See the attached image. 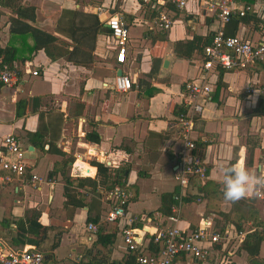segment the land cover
<instances>
[{"label":"crops","instance_id":"1","mask_svg":"<svg viewBox=\"0 0 264 264\" xmlns=\"http://www.w3.org/2000/svg\"><path fill=\"white\" fill-rule=\"evenodd\" d=\"M246 4L252 11L234 16L222 30L251 44L264 43V0H234L232 7ZM161 10L172 22L164 34L151 24ZM111 15L128 33L123 64L115 62L105 25ZM219 28L216 13L206 9L204 0H187L181 11L161 3L143 6L139 0L0 1V50L7 49L18 72L11 87L0 84V154L2 138L13 135L27 172L43 180L33 187L0 169L1 249L37 251L42 264H125L129 254L120 235L123 224L103 221L110 205L106 190L98 187L92 195L73 188L84 198V206L73 210L63 208L62 195L64 177L85 178L83 165L93 169L87 177L94 178L90 161H122L128 169L127 213L136 219L135 228L146 231L139 252L157 253L148 232L162 220L156 218L162 204L179 190L173 176L182 147L175 121L176 110L182 109V86L203 75L201 47ZM192 40L200 50L177 58L173 45ZM46 43L50 56L42 48ZM118 73L131 82L125 93L110 88ZM206 82L208 100L199 99L202 111L189 133L206 178L189 181L176 226L189 232L210 223L231 235L261 237L257 242L249 236L230 249L215 245L204 261L180 254L171 264H216L225 252L228 264H264V201L255 196L259 188L227 203L221 171L238 161L253 174L264 171V114L254 112L264 100V68L257 63L233 71L214 68L206 73ZM86 135H96L97 142ZM90 223L97 235L85 230ZM169 225L162 221L161 227ZM217 251L218 257L213 254Z\"/></svg>","mask_w":264,"mask_h":264},{"label":"built area","instance_id":"2","mask_svg":"<svg viewBox=\"0 0 264 264\" xmlns=\"http://www.w3.org/2000/svg\"><path fill=\"white\" fill-rule=\"evenodd\" d=\"M206 9L216 13L220 28L211 36L210 43L202 48L203 75L198 80L187 81L182 86V109L183 113L176 118V128L178 135L182 138V147L178 152L177 161L174 168L173 179L179 190L173 196L174 205L171 207V214L167 217L156 215L159 220L154 225L151 235L152 243L158 247L155 255L140 254V245L143 235L146 233L143 229L135 228V218L128 215L127 204L129 194L125 189L114 188L106 193V199L109 202V208L103 217L106 224L121 222L120 231L122 243L128 254L134 255V264H171L172 260L180 255H187L196 261L206 260L212 253L213 247L219 245L222 250L235 244L239 246L244 233L237 232L232 235L226 231L212 229L211 224H204L202 227L189 232L180 231L177 226V213L182 199L186 197L185 190L191 179L203 181L206 178V167L199 155L195 152V145L189 138L194 119L200 115L202 105L199 99L208 100L210 86L206 82V73L214 68L223 71H233L244 69L251 64H261L264 68V43L251 44L249 41L238 36H225L222 27L229 22L233 16L242 17L252 11L251 5H244L235 10L232 6L234 0H204ZM140 4H166L178 11L184 9L187 0H139ZM152 26L161 31L167 32L171 27V19L166 11H157L155 18L151 22ZM109 31L111 42L115 47V62L123 64L125 61V50L128 41L127 29L120 19L111 15L105 22ZM18 72L14 66H9L3 62L0 57V84L4 87H11L17 78ZM32 76L36 72L31 73ZM131 82L125 75L114 76L111 89L116 93H125L130 90ZM250 91L247 89L246 93ZM264 95V86L261 89ZM1 144L4 153L0 154V169L6 173L14 175L22 181H28L35 187L43 183V180L27 172V166L23 160V152L18 140L13 135H6L2 138ZM107 166L115 167V163L106 161ZM28 175L27 179L24 178ZM256 198L264 201V188L256 191ZM162 221L172 225L161 227ZM85 230L91 235H95L97 227L94 224H87ZM264 231V230H263ZM218 257L219 252L213 253ZM231 251L227 252L229 256ZM226 252L224 256L217 259L218 264H228L226 261ZM43 257L37 251L21 250L17 252L7 251L0 248V264H42ZM216 263V264H217Z\"/></svg>","mask_w":264,"mask_h":264},{"label":"trees","instance_id":"3","mask_svg":"<svg viewBox=\"0 0 264 264\" xmlns=\"http://www.w3.org/2000/svg\"><path fill=\"white\" fill-rule=\"evenodd\" d=\"M0 1H4V0H0ZM247 5V4H246ZM234 17V16H233ZM232 17V18H233ZM232 18L229 20V22L232 20ZM166 32H163V34ZM224 33V32H223ZM225 36H232V35H226ZM49 43H46L42 46V48L44 49V52L47 56L49 55V52L47 51L46 47L48 46ZM203 46L201 47V51H202ZM200 50V48L198 47V44H194V41L192 40L191 42H184V43H177L173 45V53L175 54V56L177 58H188L191 55V52L193 50ZM7 49H3L0 50V57L3 60L4 63H6L7 65H9L10 67L11 65V57L7 56ZM159 62V61H158ZM158 62L156 64V66L154 67L153 63L151 65L150 68V72L149 74H153L155 68H158ZM202 63H203V59L202 62L200 64V67H202ZM264 100H260L255 112V115H262L264 114V106H263ZM183 113V110L178 108V110H176V116H178L179 114ZM86 138L93 142L96 143L97 142V136L96 135H86ZM90 166L95 168V175L93 179H89L87 176L91 175L93 173V169L88 168L86 165H83L82 170H81V175L85 176V178H80L78 177L76 174L72 177H64L63 181H64V187H63V198H64V203H63V208H67L70 207L72 208L71 210H73L74 208H79L84 206L83 203V196L79 195L76 192H73V188H81V189H88L92 192L93 194L95 190L99 187V188H104L107 192L111 191L114 188H122L126 190V186L124 185V180H125V176L128 173V169L122 167L125 162L122 161H118L117 163H115V167H111V166H107L106 162H96V161H90L89 162ZM174 205V200H173V195H171L169 197V200L167 201V203L162 204L160 211H158V214L161 215L162 217H167L171 214V207ZM92 222H95L94 220H92ZM36 226V225H34ZM17 228H22L21 224L18 223L17 224ZM38 227L36 226V229ZM27 230H29L32 233H36L34 232V229L28 228ZM28 231V232H29ZM97 235V232L96 234ZM249 236H255L256 241L258 242L259 238L261 237L260 233H259V237L258 234H250L244 237L241 245L245 244V239H247V237ZM101 239L100 236H97V242ZM37 244L35 242H33V246H36ZM256 248V247H255ZM256 249L253 251V253H255ZM133 264L134 263V255L129 254L128 255V259L127 261H125V264ZM256 264V263H254Z\"/></svg>","mask_w":264,"mask_h":264},{"label":"clouds","instance_id":"4","mask_svg":"<svg viewBox=\"0 0 264 264\" xmlns=\"http://www.w3.org/2000/svg\"><path fill=\"white\" fill-rule=\"evenodd\" d=\"M223 173V199L227 203H235L247 198L258 188H264V171L253 174L243 163L238 161L221 169Z\"/></svg>","mask_w":264,"mask_h":264},{"label":"water","instance_id":"5","mask_svg":"<svg viewBox=\"0 0 264 264\" xmlns=\"http://www.w3.org/2000/svg\"><path fill=\"white\" fill-rule=\"evenodd\" d=\"M165 65V62L163 63V66ZM117 76H120V73L117 74Z\"/></svg>","mask_w":264,"mask_h":264}]
</instances>
